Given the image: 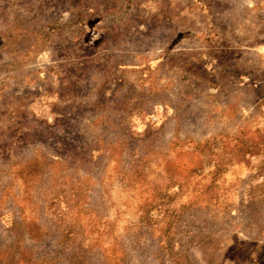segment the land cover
Wrapping results in <instances>:
<instances>
[{"label":"rangeland","instance_id":"374dc122","mask_svg":"<svg viewBox=\"0 0 264 264\" xmlns=\"http://www.w3.org/2000/svg\"><path fill=\"white\" fill-rule=\"evenodd\" d=\"M0 264H264V0H0Z\"/></svg>","mask_w":264,"mask_h":264}]
</instances>
